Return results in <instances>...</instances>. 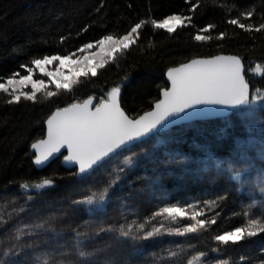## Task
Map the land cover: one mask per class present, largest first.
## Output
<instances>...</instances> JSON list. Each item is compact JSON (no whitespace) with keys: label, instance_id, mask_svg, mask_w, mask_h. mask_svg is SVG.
<instances>
[{"label":"trees","instance_id":"trees-1","mask_svg":"<svg viewBox=\"0 0 264 264\" xmlns=\"http://www.w3.org/2000/svg\"><path fill=\"white\" fill-rule=\"evenodd\" d=\"M248 12L250 17L245 15ZM170 15L191 20H185L187 26H178L173 33L152 27L153 19ZM232 19L251 30L230 24ZM141 20L147 23L139 30L137 42L117 54L116 60L99 69L95 77H80L81 83L72 92L61 91L47 100L41 93L36 103L21 99L14 104H8L9 97L0 93V264H43L45 259L49 264H188L190 260L193 264H220L222 260L264 264V233L228 246L214 239L250 218L264 219V192L260 190L264 186V155L250 145L230 151L234 146L222 134L205 136L210 146L205 151L214 152L208 161L203 159L206 154L189 150L188 142L205 130L216 131L221 119L178 126L175 129L184 130L178 137L186 139L183 146L172 142L149 149L152 152L134 158L130 168H115L111 159L76 177L75 169L63 168L60 158L41 170L33 166L30 146L44 136L45 120L55 109L89 97L98 103L119 86L122 108L136 117L149 110L167 87L165 71L193 58L238 56L249 85L247 109L264 103V74L254 71L258 64L264 70V29L256 31L264 25V0H0V77L13 72L27 75L20 65L30 66L34 58L68 55L104 35H123ZM205 28L208 31H201ZM197 33L211 39L196 41ZM221 34L223 38L218 39ZM252 95L260 98L252 101ZM261 111L257 131L263 138ZM217 128L221 130L220 125ZM225 132L233 135L229 129L221 133ZM149 140L124 152L138 153ZM232 152L238 153L231 157ZM226 157L238 165L242 159L243 166L225 171L214 163ZM236 172L240 173L239 181L232 179ZM43 179L53 183L40 190L32 187ZM258 179V187L247 185V181ZM21 184L29 187L21 188ZM105 189L102 203H73ZM206 201L216 203L209 208ZM174 204L197 205L204 211L202 219L215 218L216 223L199 233L168 235L164 229L190 223L183 220L174 225L162 217L153 219L155 212ZM161 222L162 234L148 240L118 235L122 226L127 230L131 225L133 233L143 235L136 231L140 224H145L146 232ZM38 224L44 227L37 228ZM102 228L106 231H100ZM18 232L19 241L14 238ZM81 250L93 255L81 259ZM173 252L176 256L170 255ZM200 253L203 257L193 260Z\"/></svg>","mask_w":264,"mask_h":264},{"label":"snow or ice","instance_id":"snow-or-ice-1","mask_svg":"<svg viewBox=\"0 0 264 264\" xmlns=\"http://www.w3.org/2000/svg\"><path fill=\"white\" fill-rule=\"evenodd\" d=\"M245 15L250 17L252 13L248 12ZM185 20L190 21L191 17L170 15L162 20L153 19L151 25L154 29H163L168 33H173L178 26H187ZM146 23L147 21L144 20L135 23L123 35H104L94 42L82 45L76 52H71L68 55L53 54L34 58L30 61V66L28 64L20 65L27 75L13 72L6 78L0 77V81H2L0 82V93L9 97L6 101L8 104H14L19 103L21 99L36 103L38 94L41 93L47 100L59 95L61 91L72 92L81 83L80 77L88 78L89 74L95 77L99 69H103L107 64L116 60L117 54H123L129 50L131 45L139 39V30ZM229 23L248 31L251 30L250 26L239 23L235 19L229 20ZM208 27L210 28L211 25ZM261 29H264V25H261L256 31ZM201 31H208V28L201 29ZM217 38H223V34ZM194 39L204 41L211 37L197 33ZM93 49L95 51H92ZM77 52L83 54L77 55ZM53 64L55 67L50 68L49 66ZM66 64L68 65L67 74L64 71ZM37 70L43 76L48 77V80L35 79L34 75ZM254 71L257 74H264V70L259 64L256 65ZM242 73L241 60L235 56L193 59L190 63L170 68L167 77L171 82V88L162 91V99L155 104L154 109L140 116L139 119H130L121 110L118 100L119 86L113 87L107 93V98L101 99L98 103L94 104L93 98L89 97L83 102L57 108L46 121V138L32 144V148L36 150L34 163L40 165L53 153L60 151L61 148H66L68 155L64 159L78 165L79 172L77 174H83L99 165L118 149L164 124L169 117L179 116L198 105L237 107L248 104L250 102L249 85ZM50 84L55 85V91L51 90ZM28 88H31V91H26ZM258 98L260 97L256 95L251 96L252 101ZM129 162L125 161V163ZM232 179L239 181L240 173L236 172ZM52 183L50 179H43L32 187L40 190ZM20 187L27 189L29 185L21 184ZM260 190L264 192V186ZM106 195L107 190L105 189L99 193L93 192L82 200H74L73 203L84 205L102 203ZM215 203V201H206L205 206L211 208ZM204 215L203 209L197 205L189 204L184 207L174 204L155 212L153 219L162 217L174 225H179L183 220L190 221V223L164 229V224L161 222L159 227L154 226L146 232L144 231L145 224H140L136 231L143 232V235L133 233L131 225L127 230L122 226L118 230V235L123 238L131 237L133 240H148L161 235L162 229L168 235L195 234L216 223L215 218L202 219L201 217ZM36 227L43 228L44 225L38 224ZM100 231L106 230L102 228ZM107 231H111V229H107ZM259 233H264V219L250 218L243 226L218 234L214 239L219 245L228 246L229 244L235 245ZM14 238L19 241L21 233L18 232ZM217 250L216 248L212 249L214 252ZM4 255L7 256L8 252H5ZM92 255L93 253L83 250L78 252L81 259ZM170 255L176 256V253L173 252ZM203 255L200 253L193 260L199 261ZM43 264H49V261L45 259ZM58 264H66V262H58ZM188 264H193V261L190 260ZM220 264H229V261L222 260Z\"/></svg>","mask_w":264,"mask_h":264},{"label":"rangeland","instance_id":"rangeland-1","mask_svg":"<svg viewBox=\"0 0 264 264\" xmlns=\"http://www.w3.org/2000/svg\"><path fill=\"white\" fill-rule=\"evenodd\" d=\"M92 51H95V49H93ZM82 54L83 53H79V52L77 53V55H82ZM49 67L54 68L55 64H53ZM64 71L67 74V72H68V65L67 64L64 67ZM89 75H91V74H89ZM34 78L35 79H44L45 81L48 80V77L43 76L38 70L36 71ZM49 87L51 88V90H53V91L55 90L54 84H50ZM26 91H31V88L26 89ZM251 106L252 107L249 109L246 108V109L236 111L233 114H231L230 116L223 118V119H221V121L217 122V123H220L218 125L221 126V130H219L217 128L218 127V125H217L216 131H210V130L203 131V132H205L202 134V135H204L203 138H202V135H199V136H196L195 139L188 142L189 145H191V146H189V150L199 152V154H202V155L206 154L207 156H204L203 159H205V160L207 159L206 161H208V158L211 157L214 152L213 151H209V152L205 151L206 149H208V147H210L209 145H207L205 143V140L207 139L205 136L220 137V135L222 134L223 138H225V139L228 138L227 143L229 145L234 146V148H232V150H230V151H234L237 147H241L242 145H246V146L250 145L255 149L256 152L261 153L260 154L261 156L264 155V144H258L259 140L264 141V137L260 138V137H262V134H260L257 131V129H258L257 127L261 124L260 119H259V116H260L259 112L261 110L264 111V103H261L259 108L253 104H251ZM131 118H135V117H131ZM175 128H177V127H175ZM175 128L170 129V130L165 131V132L153 134L149 138L150 144H148L147 146L142 148L139 151L140 153L139 152L137 153L134 151L133 152H124L125 150L132 148V147H130L128 149H125V150L117 153L115 156H113L112 158H110L107 161H110L112 159L110 162H112L113 165L116 164L115 168H118L119 166H122L125 168H130V166H132L134 163L133 162L134 158H136V159L143 158L144 156L150 154L152 152L151 151L152 148H154V147H158L159 145L166 146V145L171 144L172 142H173V144H179L180 146L181 145L183 146L184 145L183 143H185L184 141L186 139L185 138H179L178 139V137L181 136V133H183L184 130L175 129ZM254 128H256V130H254ZM226 129H229L230 132L233 133V135L229 134V132L221 133V132L225 131ZM234 129H241V132H235L234 133ZM180 130H181V132H179ZM147 140H144V141H147ZM144 141H142V142H144ZM142 142H140V143H142ZM140 143H138V144H140ZM207 143H209V142H207ZM138 144H136V145H138ZM254 144H257V146L254 147L253 146ZM177 148H179V147H177ZM149 149H151V150L149 151ZM234 153H238V152H232L229 155L232 157V155ZM114 159H117V160H114ZM125 161H130V162L125 163ZM187 161H190V160H187ZM239 161H241V162L238 165L234 162H231V160L226 157L224 161L214 160V163L218 166H221L220 168H222V169L225 168V171H231V170H236L234 166H241V167L243 166L242 159H239ZM121 172H124V170ZM260 182L261 181L259 179L255 180V181L249 180V181H247V185L250 188H252V186H250V185H253L254 187H258Z\"/></svg>","mask_w":264,"mask_h":264},{"label":"water","instance_id":"water-1","mask_svg":"<svg viewBox=\"0 0 264 264\" xmlns=\"http://www.w3.org/2000/svg\"><path fill=\"white\" fill-rule=\"evenodd\" d=\"M217 56H225V57H228V56H235V57H238L236 55H232V54H218V55H214V56H210V57H197V58H193V59H213ZM239 58V57H238ZM191 59V60H193ZM191 60L187 61V62H184L182 64H185V63H190ZM241 60V59H240ZM242 63V62H241ZM182 64H179L177 66H174V67H179L181 66ZM243 65V64H242ZM174 67H170V68H174ZM168 68L166 71H165V74H164V77H165V80H166V83H167V87L166 88H163L161 91H160V95H159V98L158 100H156L151 108L143 113H141L140 115H138L137 117L135 118H131L126 112L125 110L122 108L121 106V102H120V94L118 96V100H119V104H120V107H121V110L124 111V113L130 118V119H139L140 116H143L145 113L147 112H151L153 109H154V106L155 104L160 100L162 99V91H165L169 88H171V82L168 80V77H167V72L168 70L170 69ZM244 75V66H243V73ZM83 102V101H82ZM77 103V102H75ZM93 103L95 104V100L93 99ZM250 105V102L248 104H245V105H240V106H237V107H227V106H224V105H198L196 106L195 108H192V109H188L186 112L184 113H181L179 116H173V117H169L168 120H166L164 122V124L158 126L156 129H154L153 131L149 132L147 135L145 136H142L140 137L139 139H136V140H133L131 141L129 144L123 146L122 148L118 149L115 153L111 154L109 157H106L105 160H103L99 165H96L93 167V169H90L88 172L86 173H83V174H77L79 172V168H78V165H76L75 163L73 162H69V161H66L64 159L65 156L68 155V152H67V149L66 148H61L60 151L58 152H55L53 153L51 156H49V158L47 160H45L42 164L40 165H37L34 163L35 161V157H36V150L32 148V144L34 143H37L38 141L42 140V139H45L46 136H47V124H46V121L47 119L49 118V116L55 112L57 109H55L49 116L48 118L45 120V134L42 138L34 141L31 146H30V150L31 152L33 153V159H32V163H33V166L35 167V169L37 170H41L43 169L44 167H46L51 161L57 159V158H60V164L62 165L63 168L65 169H69V170H73L75 169L76 171V177H82L84 175H87L89 173H91L93 170H95L96 168H98L100 165H102L105 161L109 160L110 158H112L113 156H115L117 153L125 150V149H128L130 147H133L134 145L144 141V140H147L149 139L153 134H157V133H161V132H165V131H168L170 129H173L175 127H178V126H181V125H185V124H190V123H194V122H205V121H213V120H217V119H223V118H226L228 116H230L231 114H233L234 112L236 111H239V110H242V109H246L247 107H249Z\"/></svg>","mask_w":264,"mask_h":264}]
</instances>
